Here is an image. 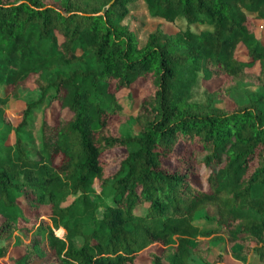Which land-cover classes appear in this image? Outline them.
<instances>
[{"label":"trees","instance_id":"16d2710c","mask_svg":"<svg viewBox=\"0 0 264 264\" xmlns=\"http://www.w3.org/2000/svg\"><path fill=\"white\" fill-rule=\"evenodd\" d=\"M137 4L152 18L181 15L186 26L138 36L124 20ZM256 20L264 23V0H0V240L25 209L35 218L22 228L29 241L17 238L24 251L16 264H144L138 255L154 243L162 248L147 251L150 264H191L193 254L205 262L215 232L234 258L254 252L264 264V41ZM193 22L211 27L195 31ZM215 78L203 99H192L200 80ZM138 79L149 91L133 97L130 114L118 92ZM28 81L38 96L13 125L5 105ZM226 98L229 107L220 105ZM40 106L32 144L21 133ZM119 147L125 152L109 171L106 154ZM201 167L205 187L192 179ZM199 215L217 228L202 229ZM8 249L0 244V257ZM223 260L219 252L213 262Z\"/></svg>","mask_w":264,"mask_h":264},{"label":"rangeland","instance_id":"374dc122","mask_svg":"<svg viewBox=\"0 0 264 264\" xmlns=\"http://www.w3.org/2000/svg\"><path fill=\"white\" fill-rule=\"evenodd\" d=\"M125 22H127L131 28H133L138 36H145L150 30H153L156 26H160L163 30L167 32H175L181 28L186 26V21L183 16H178L174 21H168L162 18H152L150 17L142 4H137L136 6L131 8V12L125 17ZM257 24V32L258 35L264 41V23L260 20H256ZM189 27L192 30L200 31L204 28H210L211 26L206 23L193 22L189 24ZM238 53L242 56H245V49L240 47ZM260 64L257 63L252 69L259 70ZM221 80V78H215L211 80H200L198 85L194 88L193 91V100H201L203 99L207 92L213 89ZM149 91V87L147 83L143 79H138L135 81L132 86L128 89H122L118 92V95L121 96L122 104L124 106V111L130 114H135L137 110L136 103H133V97H140ZM5 92L4 86H0V95H3ZM38 92L35 88V85L28 81L24 85H21L18 89L17 95L13 96L8 103L5 105V115L9 119L10 123L16 125L22 117L21 111L23 106L27 101H31L37 98ZM220 105L231 106L232 101L229 98L224 99ZM42 106L39 108H35L32 110V115L29 119V123L22 131V135L24 138L30 140L32 144H37L39 142V125L42 115ZM58 111V104L53 103L48 109H46V116L51 118ZM118 122L114 123V128H117ZM14 141V134L10 132L8 134L7 142L11 143ZM125 149L122 147L116 148L114 150L109 151L106 154V158L109 160L108 170L113 171L117 165V158L124 154ZM208 168L201 167V172L197 175H193L192 179L199 186H206V173ZM75 195H69L68 199L63 202V204H68L72 201ZM139 210H143V207H139ZM204 210L200 211L202 214ZM43 218L45 224H51L50 219L43 214L41 216ZM40 219V218H39ZM38 219V220H39ZM1 220V217H0ZM35 221L32 212L28 209H25V217L20 218L18 220V229L15 230L12 236L7 240H0V244H7L9 249L5 256L0 257V264H16V258L20 256L24 249L23 246L17 238L23 239L24 241H29L30 231L28 234L22 230V228H29L31 224ZM195 222L202 229H211L217 228V226L211 221L207 220L203 216L199 215ZM54 232L60 236L65 233V229L58 230L54 228ZM213 236L210 239V244L212 246L210 254L207 256V261H201L196 257L195 254L191 257V264H260L258 255L254 252H250L244 260H239L234 258L229 252L225 249L226 247V237L221 232H215L211 234ZM162 245L159 243L151 244L148 248L143 249L139 255L138 259L144 264H150L149 258L147 255L148 250L160 251ZM222 252L224 260L219 262H213L216 254ZM42 259L38 258L34 261V264H41Z\"/></svg>","mask_w":264,"mask_h":264}]
</instances>
